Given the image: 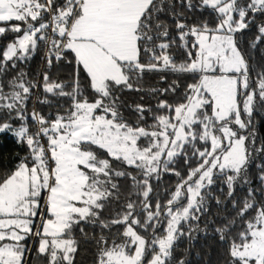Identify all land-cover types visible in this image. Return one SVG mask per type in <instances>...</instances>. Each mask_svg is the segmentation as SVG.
<instances>
[{
  "label": "snow or ice",
  "instance_id": "6c2138e0",
  "mask_svg": "<svg viewBox=\"0 0 264 264\" xmlns=\"http://www.w3.org/2000/svg\"><path fill=\"white\" fill-rule=\"evenodd\" d=\"M205 10L214 26L207 19L189 22L188 13ZM253 25L246 53L242 39ZM8 34L15 35L0 51V77L30 61L41 45L48 69L72 63L70 52L75 76L68 91L43 73L46 95L36 98L39 103H52L47 94L71 100L51 119L35 108L28 112L38 84L23 70L7 81V91L0 81V135L28 149L14 169L0 173V264H29V256L41 264H76L74 229L82 223L100 229L95 237L79 229L97 247L95 264H186L174 258L178 241L192 244L196 233L209 235L208 224L227 248V264H264V140L258 142L254 117L264 109V65L252 62L264 45V0H0V38ZM172 49L183 50L186 59L178 62ZM81 69L94 101L82 91ZM152 72L191 75L195 82L175 104L158 97L176 93L178 80L147 90L157 99L156 112L128 105L137 114L134 126L118 93L145 91L140 82ZM145 113L153 119L147 127ZM181 158L186 166L197 161L186 177L174 167ZM253 165L259 188L252 187ZM164 173L179 181L162 208L149 197L151 181ZM118 178L131 181L139 203L127 199L105 219L106 207L120 200ZM217 182L227 188L219 189L223 200L212 190ZM238 187L246 190L242 198ZM213 199L225 213L230 202L234 215L200 228ZM116 226L122 227L112 232Z\"/></svg>",
  "mask_w": 264,
  "mask_h": 264
},
{
  "label": "trees",
  "instance_id": "16d2710c",
  "mask_svg": "<svg viewBox=\"0 0 264 264\" xmlns=\"http://www.w3.org/2000/svg\"><path fill=\"white\" fill-rule=\"evenodd\" d=\"M190 17L189 22L207 19L210 25H215L216 20L215 17L208 11L205 10L203 13L195 12L187 14ZM168 20L170 25L173 24V21L170 18L165 17ZM256 27L253 25L250 31H246L244 38L242 39V47L247 52L251 51L249 49V40L254 38L256 34ZM170 32L172 35H175V28L171 27ZM15 34H8L4 38H0V51L3 50L4 46L8 41L13 39ZM45 51L46 49L41 45L33 58L27 63H18L16 69H10L7 71L3 77H0V81L5 84V90L7 91V81L17 75V72L23 70L27 74V78L33 80L38 84V87L33 89V96L28 101L27 109L30 113L33 108L41 115L47 118H54L57 112L63 114L66 109H68L71 105V100L69 98H57L53 97L51 94H47L48 99L52 101L51 104H42L37 101V97L41 99L46 95L43 92V73L45 71L48 72V75L51 80H55L57 82H64L67 87L66 90H71V84L73 78L75 76V62L73 59V55L69 52L67 53L68 60H71L72 63H65L61 61L59 64L54 63V66L51 69L47 68L45 63ZM175 54V59L179 62L183 59H186L183 50L172 49L171 50ZM264 53V45L258 46V48L252 53V62L257 66L264 65V56L261 55ZM142 62H145V58L142 55ZM161 76L165 77L164 80H161ZM79 80L81 84L82 91L84 95L88 98V100L94 101L96 98L94 92L89 87V80L86 74L81 69L79 72ZM173 80H178L180 87L177 89L176 93L166 94L164 96L158 97V99H166L169 103H179L183 102V92L187 84L195 82L191 75H174L170 72H152L145 73L143 76L141 83L142 88L145 91L136 92V91H123L119 92V99L122 101L121 111L123 113L124 118L128 123L133 124L137 121V114L132 111L128 105L135 104H143L146 106H150L153 109V112H156V103L157 99L153 98L150 92L147 90L151 88H166ZM161 114H164V110H161ZM210 114V113H209ZM146 119L141 121V124L144 126L151 125L153 123L152 117L145 113ZM255 122H256V131L259 140H264V109H261L257 113L254 114ZM28 124L30 126V130L34 131L35 126L31 117L28 119ZM46 143V141H44ZM141 144H144V140L140 141ZM96 150V149H94ZM28 149L26 146H18L16 143V139L10 134L0 135V173L6 170L14 169L15 164L17 163L19 157L27 154ZM98 155L106 158V153L102 150H96ZM197 161L191 160L189 165H185L183 159H179L178 162L174 165L175 169L181 173L182 177H186L188 175L189 167H195ZM113 166L117 168H123V170L132 172L134 175L137 174L135 169L132 168H124L119 162L113 161ZM249 172L252 178V187L259 188V182L256 179V168L253 165L250 167ZM179 178L175 175L164 173L159 181L153 180L151 181L153 187V193L150 194L149 199L151 200L153 206L157 200L161 203V206L166 204L167 199L170 196V193L175 190V186L178 183ZM118 183L120 185V200L118 202H113L103 212V218L109 219L111 218L115 212L122 211V204L126 202L127 199L136 200L139 203V199L136 195L132 194L133 189L131 187V181L127 178H118ZM223 187L224 192H227L226 186L221 185L217 182L216 185L213 186V192L215 195L220 196L223 200L225 197L220 193L219 189ZM246 195V190L242 188H237L236 196L237 198H242ZM259 198V196H258ZM227 212H223L216 205L215 200H211L209 204L208 214L201 217L199 222L200 228L205 227V222L209 219L215 221V224L218 226L221 223L220 217L223 215H228L231 217L234 215L232 211L231 203L226 204ZM141 219H143V214L141 213ZM240 223V222H238ZM80 227L84 228V231L89 234L90 237L98 236L100 233V229L98 227H94L88 224L82 223L81 225L76 226L74 229V236L80 242V248L76 257V264H95L96 256H97V247L93 240L89 239L85 241L81 236L79 231ZM122 226H116L112 229V232H115L117 228H121ZM187 228V225H184ZM209 229V235L205 236L203 233H196V239L192 244L186 239H181L178 241V247L174 252V258L176 260L184 259L186 264H227L226 256H227V248L224 244H222L219 240V237L211 231L213 228L212 224L207 225ZM162 231V229H160ZM235 231H239V228L235 229ZM107 234V231L106 233ZM144 235H148L147 233H143ZM34 240V241H33ZM28 246L32 249V252L35 253V249L37 246L36 238H31L27 241ZM29 264H41L40 260H37L34 256H29Z\"/></svg>",
  "mask_w": 264,
  "mask_h": 264
},
{
  "label": "built area",
  "instance_id": "2783aa9c",
  "mask_svg": "<svg viewBox=\"0 0 264 264\" xmlns=\"http://www.w3.org/2000/svg\"><path fill=\"white\" fill-rule=\"evenodd\" d=\"M45 143V142H44ZM46 144V143H45Z\"/></svg>",
  "mask_w": 264,
  "mask_h": 264
},
{
  "label": "rangeland",
  "instance_id": "374dc122",
  "mask_svg": "<svg viewBox=\"0 0 264 264\" xmlns=\"http://www.w3.org/2000/svg\"><path fill=\"white\" fill-rule=\"evenodd\" d=\"M34 241V240H33Z\"/></svg>",
  "mask_w": 264,
  "mask_h": 264
}]
</instances>
